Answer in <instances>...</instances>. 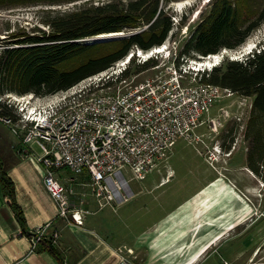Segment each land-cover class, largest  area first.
Here are the masks:
<instances>
[{
  "label": "built area",
  "instance_id": "obj_1",
  "mask_svg": "<svg viewBox=\"0 0 264 264\" xmlns=\"http://www.w3.org/2000/svg\"><path fill=\"white\" fill-rule=\"evenodd\" d=\"M95 37L86 40L93 41ZM166 42L149 51L137 48V54L146 60L165 50ZM262 48L264 43L257 47ZM227 50L230 49L202 57V62L194 59L197 66L191 69H186L184 62L174 61L137 84L122 77L129 65L128 54L108 69L84 79L89 84L82 80L52 94L47 101L33 94L0 93V121L20 132L23 143L40 148L35 159L43 166V184L57 206V216L82 226L90 212L85 208L88 196L96 200L100 209L128 202L132 196L129 181L145 178L163 163L178 138L198 143L202 134L194 130L202 125L208 128V137H215L225 121L241 122L251 111V96L201 80L205 68L224 59ZM205 59L213 64L200 65ZM103 78L105 85L113 80L125 87L89 92L93 80ZM236 95L238 109L220 105L212 114L220 100ZM5 108L12 109L15 117L5 114ZM219 153L222 150L214 148L213 159H218ZM226 153L230 155L231 151ZM61 171L69 173L66 183ZM50 225L51 222L28 235L32 248L47 235ZM50 236L55 243L58 230L54 229ZM119 264L130 263L120 254Z\"/></svg>",
  "mask_w": 264,
  "mask_h": 264
},
{
  "label": "trees",
  "instance_id": "obj_2",
  "mask_svg": "<svg viewBox=\"0 0 264 264\" xmlns=\"http://www.w3.org/2000/svg\"><path fill=\"white\" fill-rule=\"evenodd\" d=\"M75 1L80 0H0V8ZM173 1L179 0H83L72 9H47L42 19L45 30L13 34L15 39L10 46L0 50V93L49 96L108 69L132 49L149 51L162 45L173 34L175 19L165 9ZM263 20L264 0H209L175 62L180 64V58L201 59L224 48H237ZM177 21L181 26L186 19L181 15ZM116 32L127 35L107 41L86 40ZM247 56L245 60L232 59L212 66L201 80L252 97L250 123L254 124L259 141L249 154L248 165L258 171L256 163L264 162V138L260 137L264 131V48L254 49ZM154 62L152 57L144 60L140 70L157 65ZM134 63L132 57L122 77L128 75ZM4 113L15 117L12 109L5 108ZM0 185L16 218L25 227L14 183L1 164ZM44 249L64 264L51 236L39 240L36 250Z\"/></svg>",
  "mask_w": 264,
  "mask_h": 264
},
{
  "label": "rangeland",
  "instance_id": "obj_3",
  "mask_svg": "<svg viewBox=\"0 0 264 264\" xmlns=\"http://www.w3.org/2000/svg\"><path fill=\"white\" fill-rule=\"evenodd\" d=\"M187 1L188 3L180 7L177 5V1L165 5L167 13L172 15V19H175V25L172 29L173 34L171 37L169 36L170 38L168 37L169 39L166 42L167 48L151 55L156 61L154 63L157 64L155 67L148 66L142 70H140V65H142L144 60L138 56L137 48L132 49L129 54L135 57V63L131 66L128 75L125 77L126 81L131 84H137L146 76L154 74L160 69L165 70L166 67L173 64L178 55V51L186 44L194 24L199 19L200 13L205 9L209 0ZM82 2L83 0L58 5L39 3L0 8V50L3 47L10 46L12 43L10 41L15 39L13 34L18 35L23 32L32 33L40 29L45 30L47 26L42 22V19L46 17L47 9H72ZM181 15H184L186 21L185 24L180 26L177 20H179ZM103 40L107 41L110 39ZM249 42L253 46L246 49V44ZM263 43L264 20L248 36L243 44L232 50H227L223 54L224 59L222 58L212 66L227 60H234V58L245 60L251 50H256ZM132 57L129 60H132ZM191 58H180V61L184 62L186 69L197 66L193 64V61H200L199 59L194 60ZM208 69L206 67L205 71ZM189 71L191 73V70ZM93 81L89 86V92L91 93L102 89L113 90L119 87H125L124 83L113 80L109 86L105 85L106 81L104 78L103 80L98 81L95 79ZM82 83L89 84V80H84ZM12 94L15 96L18 95L16 93ZM33 97L37 98L38 96L33 95ZM51 97L53 95L44 96L41 97V100L47 101ZM226 104H230L233 110L238 109L237 95L230 99L224 98L220 100L218 105L212 109V114L217 111L220 105ZM250 116L251 111L245 114L241 122H237L235 119L225 121L224 125L219 128L216 136L211 138L208 137V128L206 125L196 128L194 132L196 134H202V139L198 143L189 142L184 138H178L171 148L169 157L150 172L146 178L129 181V186L133 190L134 195L131 196L128 202L122 203L117 207L118 214L123 215L127 212L130 215L133 213L130 218L134 221L135 218L137 219L142 216V214H137L143 212L145 206L143 204H146L152 199L155 201L154 204L160 206L161 211H163L166 209V205H174L184 200L210 180L222 176L249 202L251 215H248L241 228L224 234L222 237L225 240L220 246L217 244L213 251L210 248L211 252H214L218 250L219 246V252L210 256L207 264H243L245 262L246 264H264V162L256 163L258 171L251 169L248 165L249 154L256 148L259 141L255 135L254 124L251 126ZM262 132L263 135H260V137L264 138V131L262 130ZM214 148L222 150L223 152L217 154V156L219 155L218 159H213L212 157L211 151ZM35 149L40 151L37 145H35ZM228 151L229 153L231 151L230 155L226 153ZM126 174L127 178H129V173ZM163 178H169L170 182L166 186L153 189L154 191L151 193L146 192V189ZM64 182L66 183V181ZM139 189L143 193L136 195ZM151 197L153 198L151 199ZM140 203L142 207L139 206ZM109 211L110 208H105L103 212ZM157 212L159 211L155 210L152 215L155 216ZM145 216L147 217L144 218V222H147L149 220L148 214ZM138 223L135 221L136 227L141 224ZM140 227L138 228L140 229ZM142 237L143 239L140 241L136 240L128 245H119L117 248L118 252L127 258L130 264H160L157 261L160 256L151 258L152 251L147 246L150 236L145 235ZM239 249H241L240 254L231 256L233 251ZM254 250L259 252L256 256L253 255L251 257ZM242 252L244 254H241ZM234 257L239 258V260L234 261Z\"/></svg>",
  "mask_w": 264,
  "mask_h": 264
},
{
  "label": "crops",
  "instance_id": "obj_4",
  "mask_svg": "<svg viewBox=\"0 0 264 264\" xmlns=\"http://www.w3.org/2000/svg\"><path fill=\"white\" fill-rule=\"evenodd\" d=\"M21 138L20 132H14L0 121V164L14 183L15 198L25 217V227H22L0 185V264H61L49 250L32 248L28 236L38 227L50 222L46 236L50 237L54 229L58 230L59 237L53 245L63 258L64 264H119L118 246L140 241L145 235L150 236L147 246L152 251L151 258L160 256L157 260L160 264H207L208 258L219 252V246L225 240L222 236L241 228L245 223L246 218L240 217L238 211H224L220 208L210 214L199 215L193 208L181 221L180 224H185L181 229L165 230L164 220L217 177L184 200L174 205H166L163 211L154 204L151 197V201L143 204V212L137 214L142 216L134 221L130 218L133 213L118 214L119 205L115 208L107 206L105 208H110V211L103 212L105 208L100 209L96 200L88 196L85 208L90 212L85 217L84 225L69 223L57 216V206L43 184V166L35 159V153L40 151L35 149L34 144L23 143ZM60 174L66 181L69 173L61 171ZM169 182V178H163L146 189V192L151 193L153 189L166 186ZM131 191L134 195L133 190ZM142 193L139 189L136 195ZM139 206L142 207L141 203ZM155 210L159 212L154 216L152 214ZM146 214L149 220L144 222ZM216 217L217 221L214 220ZM135 221L141 223L138 225L141 226L140 229L135 226ZM165 234H168L166 240L159 241L158 237ZM217 244L218 250L211 252ZM240 250L233 251L231 256H237ZM257 253L254 250L251 257ZM238 260L239 258L234 257V261Z\"/></svg>",
  "mask_w": 264,
  "mask_h": 264
},
{
  "label": "bare ground",
  "instance_id": "obj_5",
  "mask_svg": "<svg viewBox=\"0 0 264 264\" xmlns=\"http://www.w3.org/2000/svg\"><path fill=\"white\" fill-rule=\"evenodd\" d=\"M186 3H188L187 0L177 1V5L179 7L183 6ZM109 34H113V33H109ZM103 35H106V33L101 34L99 36H103ZM252 46H253V44L251 42H249L246 44V49H249ZM200 64L210 66L213 63H212V60L205 59L204 62L200 63ZM193 208L195 211L199 212V215H201V213L210 214L214 210L220 209V208L224 211H226V210L227 211L229 210L231 212L238 211V213L241 214L240 217H244V218H247L249 214L251 215L250 204L246 200V198H244L240 194H237V190L233 187V185L226 182L222 176H219L216 179L212 180L209 185H207L201 191H199L198 194L194 196V198L187 200L180 207H178L177 210L172 212L168 216V218H166L163 222L166 226L165 230L167 228L181 229L183 227V225H185V224H180L181 221L184 220L185 216L188 213L192 212ZM221 212H223V211H221ZM214 220L217 221L218 220L217 217ZM166 231H168V229ZM164 233H166V232H164ZM167 236H168V234L160 235L158 237V240L164 241V240H166L165 238ZM165 253H167V252H165ZM167 256H169V255H167ZM163 257H165V256H163ZM173 257H175V255Z\"/></svg>",
  "mask_w": 264,
  "mask_h": 264
},
{
  "label": "water",
  "instance_id": "obj_6",
  "mask_svg": "<svg viewBox=\"0 0 264 264\" xmlns=\"http://www.w3.org/2000/svg\"><path fill=\"white\" fill-rule=\"evenodd\" d=\"M127 34L123 33V32H116L113 34H106L103 36H96L94 39L95 40H103V39H113V38H119V37H123Z\"/></svg>",
  "mask_w": 264,
  "mask_h": 264
}]
</instances>
